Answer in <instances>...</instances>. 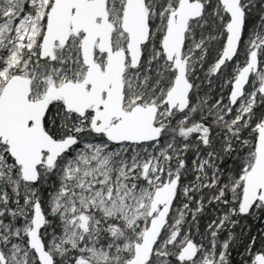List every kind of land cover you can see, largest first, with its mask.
Instances as JSON below:
<instances>
[{
	"label": "snow or ice",
	"instance_id": "obj_1",
	"mask_svg": "<svg viewBox=\"0 0 264 264\" xmlns=\"http://www.w3.org/2000/svg\"><path fill=\"white\" fill-rule=\"evenodd\" d=\"M0 264H264V0H0Z\"/></svg>",
	"mask_w": 264,
	"mask_h": 264
},
{
	"label": "trees",
	"instance_id": "obj_2",
	"mask_svg": "<svg viewBox=\"0 0 264 264\" xmlns=\"http://www.w3.org/2000/svg\"><path fill=\"white\" fill-rule=\"evenodd\" d=\"M236 260H239V256H236Z\"/></svg>",
	"mask_w": 264,
	"mask_h": 264
}]
</instances>
